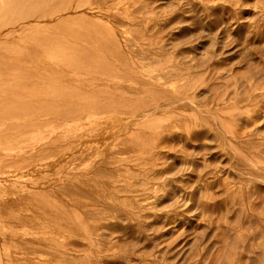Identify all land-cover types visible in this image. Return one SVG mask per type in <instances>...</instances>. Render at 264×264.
<instances>
[{"label": "rangeland", "instance_id": "obj_1", "mask_svg": "<svg viewBox=\"0 0 264 264\" xmlns=\"http://www.w3.org/2000/svg\"><path fill=\"white\" fill-rule=\"evenodd\" d=\"M92 1L117 45L79 43L130 102L0 130V264H264V0ZM62 17L3 26L0 44Z\"/></svg>", "mask_w": 264, "mask_h": 264}, {"label": "bare ground", "instance_id": "obj_2", "mask_svg": "<svg viewBox=\"0 0 264 264\" xmlns=\"http://www.w3.org/2000/svg\"><path fill=\"white\" fill-rule=\"evenodd\" d=\"M0 1L4 2L0 6V29L28 18L47 22L63 16L54 26L23 25L25 39L19 38L21 42L17 43L0 44V130L4 129V134L33 127L34 124L31 122L18 123V120H27L37 113L44 116L45 113H53L74 119L90 113L115 111L120 108L123 101H129L126 93L119 95L116 91L108 89L110 86H116V83L105 80L106 76L122 79L123 75L110 69L107 63L95 64L93 61L100 58L101 54L87 48L85 43H79L90 41L102 47L117 45L116 39L112 36L105 39L98 37L105 29L92 20L91 15L95 12L91 9L92 0ZM85 9L88 15L81 13ZM13 52L16 58L6 60L7 55ZM37 57L46 58L47 62L44 61L46 64L38 65L33 61V58ZM43 68H47L48 72L46 69L42 73L38 71ZM62 70L74 72L76 76L84 71L98 75L99 81L107 85V89L90 88L89 81L78 83L81 86L79 88L76 85L53 88L51 85L56 80L52 74L58 76L60 74L57 73ZM87 96L101 97V105L95 107L80 104V100ZM57 97H62L61 101L52 103ZM122 106L127 113H133L137 107L124 104ZM150 123L154 124L153 121ZM68 219L70 218L65 213L57 216V222L60 223Z\"/></svg>", "mask_w": 264, "mask_h": 264}]
</instances>
